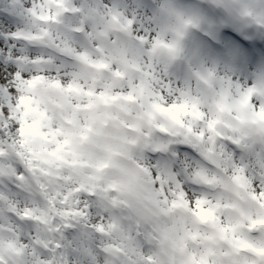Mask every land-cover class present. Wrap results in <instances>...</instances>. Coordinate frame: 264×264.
Wrapping results in <instances>:
<instances>
[{
	"label": "snow or ice",
	"instance_id": "snow-or-ice-1",
	"mask_svg": "<svg viewBox=\"0 0 264 264\" xmlns=\"http://www.w3.org/2000/svg\"><path fill=\"white\" fill-rule=\"evenodd\" d=\"M166 12L160 5L157 14L141 15L135 0H0V264H148L155 252L150 218L160 207L177 194L192 209L202 200L225 202L201 177L242 174L250 195L264 196V134L254 137L230 117L217 129L221 136L208 130L224 99L264 111V84L244 85L214 69L195 72L194 81L173 80L169 65L194 25L178 18L162 27ZM85 56L106 62L109 79L125 64L137 69L116 91L144 87L150 102L195 103L204 114L167 132L152 130L133 154L138 188L131 196H118L111 179L98 181L90 156L80 155L87 164L76 166L61 118L47 103L33 96L39 107L25 116L29 85L39 78L61 87L82 82ZM29 124L37 129L30 135ZM249 217L244 239L250 249H264V228L252 226L259 212ZM232 264H264V257L241 252Z\"/></svg>",
	"mask_w": 264,
	"mask_h": 264
},
{
	"label": "rangeland",
	"instance_id": "rangeland-1",
	"mask_svg": "<svg viewBox=\"0 0 264 264\" xmlns=\"http://www.w3.org/2000/svg\"><path fill=\"white\" fill-rule=\"evenodd\" d=\"M154 1L158 9L160 5L168 6V12L160 15L161 26L168 29L174 27L180 18L192 21L194 26L191 27L212 34L222 25L249 32L252 37L264 36V0H201L210 7L206 15L177 8L169 0ZM135 2L139 5L141 15L157 14V11L151 12L147 9L144 0ZM213 6L217 15L213 12ZM209 13H214V17H210ZM188 30L189 27L185 30L184 38H187ZM158 55L164 59L168 57L163 48L159 49ZM184 57L180 68L169 67L173 80L194 81L195 72L214 69L219 76L244 84L236 71L228 69L230 63L219 65L210 60L201 61L188 48L184 49ZM179 59L170 65L180 63ZM81 61L85 68L82 82L61 87L58 81L48 82L43 78L33 81L29 85V94L21 101L25 116L31 117L37 112L39 105L35 103L33 96L38 97L42 104L47 103L48 108L61 118L63 132L68 141L67 153L78 159L84 153L79 146L92 142L93 147H96L100 144L98 134L102 135L104 150L109 152V162L106 163L107 171L96 170V178L98 181L111 179L112 188L118 196H131L138 188V166L133 154L150 137L152 130L167 132L169 126L178 125L186 118L200 121L204 114L195 103L173 104L165 108L161 104L150 102L144 87L127 93L123 90L116 91L126 76L131 77L137 71L131 65L125 64L124 72L112 73L109 79L110 69L106 62H92L86 56ZM102 82H105L102 90L97 92L96 88ZM261 84L264 83L258 82V85ZM50 97L55 98V103L49 102ZM114 98L122 105L124 113L113 111L112 106L104 109V105H101L102 99L114 104ZM140 107L142 111H139ZM100 110H108L111 115ZM124 114L135 122L128 124L123 119ZM64 116L69 118L64 119ZM228 117L254 137L264 134V111L252 112L246 102L232 105L224 99L215 105V115L209 121L208 130L214 138L222 135L217 129L227 127L225 119ZM157 121L160 123L157 124ZM123 124L133 131L132 137L125 127H120ZM36 130L35 125L29 124L24 128V133L30 135ZM84 162L79 160L78 164ZM111 172H114L113 176L109 174ZM200 182L219 188L225 202L202 200L192 209L183 194H177L174 200L160 207L150 218V222L156 225L151 235L155 252L153 256L146 258L148 264H232L241 252L247 251H254L257 257H264V249L252 250L244 239L249 232L245 226L246 220L250 218L249 213L259 212V218L252 221V226L264 228V196L250 195L249 185L242 174L228 176L225 172L223 180L217 177H201Z\"/></svg>",
	"mask_w": 264,
	"mask_h": 264
},
{
	"label": "trees",
	"instance_id": "trees-1",
	"mask_svg": "<svg viewBox=\"0 0 264 264\" xmlns=\"http://www.w3.org/2000/svg\"><path fill=\"white\" fill-rule=\"evenodd\" d=\"M142 100V102L144 101L143 99H141ZM106 100H103L102 99V104L101 105H104V109H108V107L109 106H112V110L113 111H116V112H120L121 114L122 113H124V108L122 107V105L121 104H119L118 102H117V99L116 98H114V104L113 103H109L108 101H106ZM101 112H103V113H105V114H109V115H111V113L109 112L108 113V110H104V111H102V110H100ZM139 111H142V108L140 107V109H139ZM144 112V111H143ZM142 112V113H143ZM125 115V116H124ZM123 116V119L125 120V121H128V124L129 123H134L135 121H134V119L133 118H130L129 119V117H128V115L127 114H124ZM120 127H125V129H126V131H127V133L131 136V135H133V131H131V129H129L128 127V129L126 128V124H123L122 126H120ZM107 128V127H106ZM31 133H34V131H32ZM90 133H92V132H89V134ZM93 135V134H92ZM132 137V136H131ZM100 139V140H99ZM100 141V144H98L96 147H93V143L91 142V143H89V144H85L84 143V146H79V147H81L83 150H84V153H83V155H88V156H90L92 159H94L95 161H97V167H96V170H99V171H102V170H104V171H107V169H108V166L106 165V163H108L109 161L107 160V156H109V152H106L105 150H104V148H105V145H103L105 142H104V138H102V135H100V134H98V142ZM66 151H68V148L66 149ZM74 158V162H75V164H76V166L77 167H81V166H84V165H86L87 164V161H85L84 162V164H78V161L80 160V159H78V158H76V157H73ZM114 173V172H113ZM113 173L111 172V173H109V174H111V176H113ZM123 188H122V192H123Z\"/></svg>",
	"mask_w": 264,
	"mask_h": 264
},
{
	"label": "bare ground",
	"instance_id": "bare-ground-1",
	"mask_svg": "<svg viewBox=\"0 0 264 264\" xmlns=\"http://www.w3.org/2000/svg\"><path fill=\"white\" fill-rule=\"evenodd\" d=\"M208 10L209 9L206 6H204L202 12H208ZM171 23H169V25H171ZM169 67L174 69L173 65H169ZM253 68L254 67H250V69H253ZM228 69L230 71L231 70L236 71L238 73V75L243 79L244 85H248L249 83H254L255 85H258V82H264V78L262 77L264 75V73H263V75H261L259 73H258V75H255L252 70L250 72H246L244 69H242L238 65L237 66H233V67L230 66V67H228ZM214 128H216V126Z\"/></svg>",
	"mask_w": 264,
	"mask_h": 264
},
{
	"label": "water",
	"instance_id": "water-1",
	"mask_svg": "<svg viewBox=\"0 0 264 264\" xmlns=\"http://www.w3.org/2000/svg\"><path fill=\"white\" fill-rule=\"evenodd\" d=\"M181 58H183V56H181Z\"/></svg>",
	"mask_w": 264,
	"mask_h": 264
}]
</instances>
